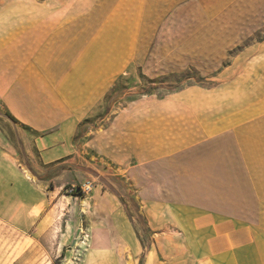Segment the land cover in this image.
I'll use <instances>...</instances> for the list:
<instances>
[{"label":"crops","instance_id":"obj_1","mask_svg":"<svg viewBox=\"0 0 264 264\" xmlns=\"http://www.w3.org/2000/svg\"><path fill=\"white\" fill-rule=\"evenodd\" d=\"M136 72L179 86L118 108L92 145L149 238L93 232L79 264H126L115 246L264 264V0H0V149L66 157Z\"/></svg>","mask_w":264,"mask_h":264},{"label":"rangeland","instance_id":"obj_2","mask_svg":"<svg viewBox=\"0 0 264 264\" xmlns=\"http://www.w3.org/2000/svg\"><path fill=\"white\" fill-rule=\"evenodd\" d=\"M176 86L169 75L151 80L127 74L111 89L110 115L83 120L71 152L61 159L44 163L15 139L13 149H0V264H79L88 238L102 229L112 230L114 239L146 242L149 231L134 214L133 199L121 195L117 172L108 170L92 139L130 100L164 97ZM83 184H89L86 191ZM73 187L80 193L73 195ZM114 248L133 264L128 246Z\"/></svg>","mask_w":264,"mask_h":264},{"label":"built area","instance_id":"obj_3","mask_svg":"<svg viewBox=\"0 0 264 264\" xmlns=\"http://www.w3.org/2000/svg\"><path fill=\"white\" fill-rule=\"evenodd\" d=\"M81 188H82L83 191H86V189L89 188V184H83V185L81 186ZM74 189H77V188H76V187H73V188L71 189V191H73Z\"/></svg>","mask_w":264,"mask_h":264},{"label":"trees","instance_id":"obj_4","mask_svg":"<svg viewBox=\"0 0 264 264\" xmlns=\"http://www.w3.org/2000/svg\"><path fill=\"white\" fill-rule=\"evenodd\" d=\"M80 191H81V189H80V188H77V189H74V190L72 191V193H73V195H77V194L80 193Z\"/></svg>","mask_w":264,"mask_h":264},{"label":"water","instance_id":"obj_5","mask_svg":"<svg viewBox=\"0 0 264 264\" xmlns=\"http://www.w3.org/2000/svg\"><path fill=\"white\" fill-rule=\"evenodd\" d=\"M75 243V241H73V244Z\"/></svg>","mask_w":264,"mask_h":264}]
</instances>
